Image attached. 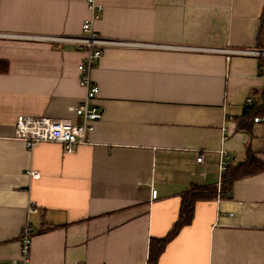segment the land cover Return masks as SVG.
Instances as JSON below:
<instances>
[{"label": "crops", "instance_id": "crops-1", "mask_svg": "<svg viewBox=\"0 0 264 264\" xmlns=\"http://www.w3.org/2000/svg\"><path fill=\"white\" fill-rule=\"evenodd\" d=\"M97 1V34L150 47L104 51L92 72L103 119L67 152L29 149L15 124L81 123L84 52L12 36L83 34L88 0H0V264L20 262L28 220L30 264H148L184 193L220 187L221 151L264 165V114L248 130L238 121L264 91V57L224 51L264 53V0ZM158 264H264V169L197 201Z\"/></svg>", "mask_w": 264, "mask_h": 264}, {"label": "built area", "instance_id": "built-area-1", "mask_svg": "<svg viewBox=\"0 0 264 264\" xmlns=\"http://www.w3.org/2000/svg\"><path fill=\"white\" fill-rule=\"evenodd\" d=\"M88 6L91 10V18L83 24V34L80 35H15L24 40H32L48 44L68 45L81 48L84 57L78 66L79 83L85 90V97L78 107L71 108L79 118L81 123L76 125L68 120H54L47 117H34L21 115L17 118L15 128L16 136L22 139L29 149H33L41 143H56L64 147L67 152L73 151L76 147L87 142L91 132L94 131L95 125L99 123L104 116V110L97 105L95 101L98 98L100 89L92 80V72L96 68L98 62L102 58L104 51L108 48H134V47H150L148 44H139L135 42H127L122 40H114L102 37L95 31V23L100 18V13L104 8L97 0H88ZM6 35V34H4ZM9 37V36H8ZM228 55H252L264 57V53L258 51H242V50H224ZM253 100L249 99L246 107L252 104ZM231 120V117H228ZM222 158L220 160L221 181L231 165L229 157L223 151L220 152ZM197 163L204 164L205 158L200 152H197ZM36 172L31 176L36 177ZM219 185V186H220ZM153 197H157V192L153 191ZM33 228L28 220L23 228L21 235V259L20 262L11 264H30L31 244H32Z\"/></svg>", "mask_w": 264, "mask_h": 264}, {"label": "trees", "instance_id": "trees-1", "mask_svg": "<svg viewBox=\"0 0 264 264\" xmlns=\"http://www.w3.org/2000/svg\"><path fill=\"white\" fill-rule=\"evenodd\" d=\"M6 70V65L0 64V72ZM264 114V91L261 92L258 101L244 109L242 116L238 119L239 128L248 130L257 117ZM264 169V165L253 155L248 154L245 163L230 165L227 172L223 174L220 189L208 186H193L190 191L182 197L181 210L177 222L172 230L161 239H152L150 243V255L148 264H158L159 258L166 246L180 233L183 227L189 225L194 217L195 204L197 201L207 198H228L234 180L239 177L253 175Z\"/></svg>", "mask_w": 264, "mask_h": 264}]
</instances>
